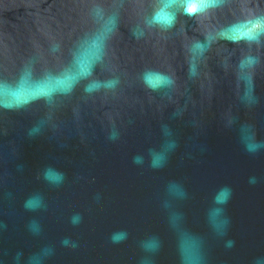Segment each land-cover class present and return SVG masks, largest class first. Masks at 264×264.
Listing matches in <instances>:
<instances>
[{
	"label": "water",
	"instance_id": "water-1",
	"mask_svg": "<svg viewBox=\"0 0 264 264\" xmlns=\"http://www.w3.org/2000/svg\"><path fill=\"white\" fill-rule=\"evenodd\" d=\"M161 7L0 0V264H264V0Z\"/></svg>",
	"mask_w": 264,
	"mask_h": 264
},
{
	"label": "clouds",
	"instance_id": "clouds-1",
	"mask_svg": "<svg viewBox=\"0 0 264 264\" xmlns=\"http://www.w3.org/2000/svg\"><path fill=\"white\" fill-rule=\"evenodd\" d=\"M217 3L218 0H162V7L153 13L149 23L169 28L175 23V12L172 11L173 8L179 6L182 8L184 13L191 16L196 13L203 12L207 8L215 6ZM233 27L237 29L252 28L258 36L259 34L264 33V18H257L255 21L244 22L234 25ZM190 71H192L191 68ZM144 79L145 83L154 89L158 85L171 83L170 78L159 73H146ZM113 83L114 82H109L107 85L103 86L111 87L113 86ZM100 86L102 85L99 82H95L86 90H93L94 88H99Z\"/></svg>",
	"mask_w": 264,
	"mask_h": 264
},
{
	"label": "snow or ice",
	"instance_id": "snow-or-ice-1",
	"mask_svg": "<svg viewBox=\"0 0 264 264\" xmlns=\"http://www.w3.org/2000/svg\"><path fill=\"white\" fill-rule=\"evenodd\" d=\"M39 91L41 94H43L45 92V89H40Z\"/></svg>",
	"mask_w": 264,
	"mask_h": 264
}]
</instances>
